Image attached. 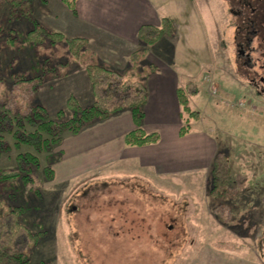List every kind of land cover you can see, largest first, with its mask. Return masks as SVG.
<instances>
[{"label": "rangeland", "instance_id": "rangeland-1", "mask_svg": "<svg viewBox=\"0 0 264 264\" xmlns=\"http://www.w3.org/2000/svg\"><path fill=\"white\" fill-rule=\"evenodd\" d=\"M148 2L143 4L148 6L145 22L159 25L163 17L170 18L174 33L149 47L135 66L128 52L122 54L117 69L101 59L110 55L114 39L108 38V45L94 40L98 26L73 18L77 9L74 14L62 0H35L29 15L49 30L85 39L76 56L63 43L24 46L15 35L8 43L9 33L14 34L10 29L23 33L29 23L16 17L8 0H0V113L22 117L39 105L51 120H68L69 98L82 108L96 100L88 65L99 63L125 75L135 72L140 79L155 64H175L181 88L200 90L190 102L199 114L191 122L193 132L210 134L216 153L227 158L230 189L222 197L211 194V166L158 176L120 162L60 177L55 171L64 161L62 144L53 147L59 161L49 165L53 174L48 178L43 169L49 152L17 149L11 136L4 135L11 149L1 156L0 170L15 169L18 153L39 158V169L4 196L12 208L23 206L26 225L37 234L31 248L28 239L21 246L29 251L31 264H264V112H251L254 97L223 72L215 32L219 3ZM136 44L133 53L144 49L138 40ZM97 124L76 135L65 130L62 143Z\"/></svg>", "mask_w": 264, "mask_h": 264}, {"label": "trees", "instance_id": "trees-1", "mask_svg": "<svg viewBox=\"0 0 264 264\" xmlns=\"http://www.w3.org/2000/svg\"><path fill=\"white\" fill-rule=\"evenodd\" d=\"M35 0H8L15 10L18 19L24 16L29 27L25 32H17L10 29L9 37L6 41L10 43L11 37H18L23 45L33 46L48 41L51 44L63 43L73 55L84 48L85 39L70 38L62 32L47 29L42 23L31 17V7ZM45 4L47 0H37ZM66 7L75 14L76 0H62ZM174 26L172 20L163 17L159 25L144 24L137 32L138 41L144 46L140 52L133 53L130 56L129 63H136L144 57L148 48L154 46L164 36H172ZM135 68V67H134ZM132 70V68H131ZM134 71V70H133ZM39 72V70H37ZM88 79L91 83V89L96 100L89 107L82 108L77 101L71 97L67 101V108L71 111V117L68 120L56 121L48 118L44 108L39 105L32 106L22 117L11 118L5 113H0V158L3 154L10 152V145L4 139V135H10L13 140V147H30L36 152L47 151L46 155L48 166L43 173L52 177L51 167L54 159V153H51L53 147L62 144V133L69 130L73 135L79 133L84 127L93 125L106 120L111 115L123 110H128L132 115L135 128L125 134L124 144L128 147H142L156 144L159 141L157 132H145L143 130L144 122V104L146 101V90L143 79H137L138 74H121L117 71L108 69L106 66L94 63L86 68ZM195 88L187 93L179 87L176 91L177 100L180 107V118L182 126L179 130V136L183 137L191 130V122L199 119V114L193 111L189 98L199 93ZM62 113L58 112V118L61 120ZM17 167L12 170H0V264H31L30 254L27 249H23L22 243H26L31 248L37 240V234L30 231L23 218L25 209L22 205L12 208L7 204L4 196L11 195L14 192L15 183L20 179L31 177L34 170L39 169V158L31 153H18L16 156ZM211 194L214 197H222L230 189V168L227 158L223 154H216L211 167ZM30 250V249H29ZM36 264H45L39 262Z\"/></svg>", "mask_w": 264, "mask_h": 264}, {"label": "crops", "instance_id": "crops-1", "mask_svg": "<svg viewBox=\"0 0 264 264\" xmlns=\"http://www.w3.org/2000/svg\"><path fill=\"white\" fill-rule=\"evenodd\" d=\"M148 3V0H78L77 13L71 16L98 26L100 33L93 36L94 40L108 45V38L114 39L110 48L114 55L107 54V58L102 55L101 59L118 69L122 54L128 52L129 58L135 51L139 27L148 23L145 22L148 6H143ZM155 66L143 79L146 101L142 127L145 132H157L159 141L142 147L126 146L124 136L135 126L131 113L123 110L73 138H66L62 143L64 161L56 166V174L71 176L76 170L120 162L158 176L212 167L217 153L210 134L194 133L191 123L190 132L179 136L182 120L176 91L181 87L180 69L175 64Z\"/></svg>", "mask_w": 264, "mask_h": 264}, {"label": "flooded vegetation", "instance_id": "flooded-vegetation-1", "mask_svg": "<svg viewBox=\"0 0 264 264\" xmlns=\"http://www.w3.org/2000/svg\"><path fill=\"white\" fill-rule=\"evenodd\" d=\"M217 1L215 32L223 54V72L236 87L248 90L254 97L256 104H250L251 112L263 113L264 0Z\"/></svg>", "mask_w": 264, "mask_h": 264}]
</instances>
